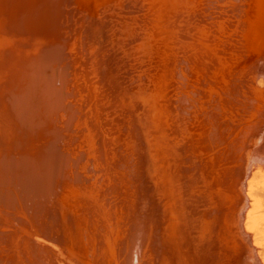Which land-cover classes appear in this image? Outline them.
<instances>
[{"label": "bare ground", "instance_id": "bare-ground-1", "mask_svg": "<svg viewBox=\"0 0 264 264\" xmlns=\"http://www.w3.org/2000/svg\"><path fill=\"white\" fill-rule=\"evenodd\" d=\"M57 1L60 0H0V218L5 219L4 224L8 227L6 232L0 226V264H68V262L77 264L76 254H72L70 250L77 249L85 254L87 243L97 234L96 231H90V227L89 231L82 228V224L86 222L92 225L95 220L94 214L105 206L110 211L113 210L115 216L126 215L127 221L120 220L122 227L119 233L112 229L107 235V241H105L106 237L103 239L108 253H105L102 258L101 256L97 258L99 264H119L115 255L113 257L109 255L112 251L109 247L113 244L118 245L123 252L132 249L133 264L141 262L143 264H264L263 121L261 123L259 119H256L258 121L253 120V123L249 119L248 121L253 123L252 126L248 124V121L244 122L245 125L243 122H238L244 127L235 124L238 116H234L235 121H233L228 114L231 112L230 108L228 107L226 114L222 111L221 101L217 100L219 93L226 89L224 85L220 88L222 91L219 89V93L215 91L210 93L213 95L212 100L215 106L201 97L204 94L193 91L196 93L193 97L192 90L187 91L186 87L183 89V85H188V77L192 79L191 75L198 70L197 78L203 85L198 84L201 87L197 85L198 89L195 87L194 90L205 92L204 86L208 82L204 81L207 75H204L206 70L203 68L210 63L206 62L207 59L203 61L204 57H201L202 53L198 54V50L192 58L191 56L188 59L182 58V63L180 59L175 65L178 70L174 69L175 73H173L177 83L174 92L169 93L168 97L159 92L155 76L161 66L165 67L168 64V53L173 52L175 47L169 44L166 46L164 43L165 46L160 45L162 44L160 42L165 39L158 42L160 38L155 34L158 25L154 26L153 30L151 27L149 31L144 29L145 17L147 18L151 13H144L146 12L144 4L152 2L151 0H144L143 5L130 4L127 8H124L118 0L116 8L123 6L120 11L125 15L115 12L117 18L108 20L109 27H105L102 23L103 20L107 23V17H103L102 20L97 19L96 24L100 27L99 34L93 37L87 35L89 40L87 42L84 40L83 48L80 44L81 53L84 55L83 65L80 67L81 71L76 70V66L74 67L69 59H67L68 62L66 61L67 45L64 37L59 35L65 19L71 17H68L71 10L66 8L65 3L63 10L58 13V10H54L58 4ZM78 1L82 2V0ZM202 1L201 7H198L197 0H167L169 5L161 3L160 6L167 13L168 8L172 12L175 10L178 13L181 11L188 13L185 6L191 3L190 5H194L197 22L203 23L202 25L204 22L217 25L214 28L218 37H221L219 34L226 35L225 29L229 30L232 27L230 34L229 31L227 34L230 35L229 40L234 38V45L243 48L245 57L243 65L246 63L251 68L250 65L253 64L252 68H254L256 63L258 68L254 69L260 68L259 71L263 72L264 0ZM91 3L93 5L94 1ZM80 5L84 4L80 3ZM80 8L79 6L78 9ZM78 9L75 12L73 10V13H76ZM134 12L136 16L133 15ZM214 12L219 13L216 16L222 17V20L215 17L212 23L211 18L214 17ZM188 14L189 18L190 13ZM75 15H78V12ZM133 20L138 25L131 26L129 22L133 23ZM223 23L231 25L230 28H225L226 24L223 26ZM68 24L72 25L70 21ZM176 29L177 32L178 28ZM68 31L70 33L71 28ZM200 32L202 33L201 30ZM64 36L69 40L67 35ZM71 37L73 39V36ZM222 37L224 41L225 38L223 35ZM117 42L124 49L129 48L130 54L137 56L125 67H115L113 56L110 58L112 63L107 61L110 54L115 55ZM152 42L156 44L149 47L147 53L144 50L138 51V48L143 49L144 45ZM188 49H186L187 53ZM161 61L165 62L164 66ZM219 61L218 64L221 65ZM243 65L241 63L240 67H244ZM121 69L124 71L119 72ZM248 69L242 70L247 72ZM74 70L77 71L76 78ZM237 71L240 72L239 68ZM246 72L242 71V75L239 76L247 78L248 76L244 77ZM251 73L255 75L254 72ZM221 74L218 77L224 75L222 72ZM258 74L260 72L256 75ZM228 76L227 72L225 77L228 78ZM93 77L96 78L92 80ZM259 77L257 83L253 77L257 86L249 87L250 90L252 89V93L248 94L250 102L252 97L256 98L253 99L256 101L258 94L261 95L260 97L263 95L261 90L264 92V74ZM209 79L211 82L212 78L209 77ZM232 79L236 80V77ZM212 80L214 81L215 78ZM226 80H229L231 87L240 85L239 82L234 84L235 80L233 82L229 78ZM239 80L244 83L243 79H237ZM72 81L80 84L78 90L75 89ZM225 82L223 83L226 84ZM229 83L227 87L230 86ZM243 88L244 93L247 88L245 86ZM238 90L232 95H236ZM231 91L234 90L223 93L231 96L227 95L231 94ZM241 94L238 96L242 98ZM188 95L192 96L191 101ZM102 96L113 102L108 100L111 106L115 105L112 118H108V114L101 111V108H104V101L100 103ZM222 98L224 97H221V100ZM241 98L240 100L243 101ZM231 99L227 102L232 103ZM262 105L264 103L260 106ZM128 106H135V109L130 110ZM251 106L247 104L246 107L250 109L253 107ZM249 109L247 108V111ZM259 112L257 113L261 117V113L264 112L262 110ZM222 113L227 116L223 118ZM94 115L102 117L100 122L97 121L96 127L89 121V119L92 121ZM163 116H166V120ZM221 122H224L222 125H226L222 126V129L230 126L233 128V133L241 132L242 139L241 134L238 137L240 145H237L239 141L236 137L232 139L229 137L231 130L227 136L222 134L227 130L219 128ZM168 127L178 130H172L171 133L173 136L176 134L177 140L172 141L171 137L165 134L164 129H169ZM80 134L84 138L85 135L87 136V148L84 147V150L73 153L70 146L77 142ZM150 134L158 137L168 136L166 139H169V142L166 141L165 146L158 151L159 160L156 164L147 167V165L144 166L147 160L145 154L152 153L151 147L154 145ZM209 138L212 139L211 143ZM234 141L238 142L237 146H234ZM203 142L210 145L206 149L208 155H203L204 158L201 160L194 159L191 156L192 149L199 144V149L205 150L206 145ZM227 149H231L230 152L223 153ZM221 159H224L223 163L228 164L227 167H223V171L217 166L218 163H222ZM190 160H194V164L183 166V163ZM82 162L84 164H80ZM91 174L96 176L92 182L93 190L88 191L86 198L82 199V192L90 187V179L93 178ZM190 175L192 179L186 181ZM98 180L107 182L101 183L107 188V190L104 189V194L95 190ZM112 180H116L113 185H111ZM193 183L199 185V192L195 193L197 195L192 194L188 200L184 199L185 186ZM72 194L76 195L80 201H85L82 205L84 210L90 204L89 207L93 210L92 215L87 216V212L90 211L83 212V215L74 214L65 208L62 201L58 202L60 199L66 200ZM50 203L53 204L51 206L59 204L66 218L64 231L55 239L47 236L42 229L41 218L49 209L47 206ZM141 219L144 220L140 224ZM0 223L3 224V221ZM12 223L18 227H12ZM124 226L127 227L125 228L129 234L126 233V235H130L129 239L124 235L120 236ZM98 234L101 237V232ZM143 242L146 248L144 253H141L140 247Z\"/></svg>", "mask_w": 264, "mask_h": 264}, {"label": "rangeland", "instance_id": "rangeland-1", "mask_svg": "<svg viewBox=\"0 0 264 264\" xmlns=\"http://www.w3.org/2000/svg\"><path fill=\"white\" fill-rule=\"evenodd\" d=\"M69 1V2H68ZM70 1H71V3H70ZM77 1V2H76ZM76 1H72V0H60V1H57V7L55 6V8H54V10H58V13L61 11V10H63V8L65 7V5L67 4V7L66 8H68V10L70 11V13H69V15H68V17H70V18H67V19H65V26L63 25L62 27H61V31H59V32H61V33H59V35H61V37L64 39V42H65V44L67 45V48H66V52H68V53H66V55L68 54L69 55V57H68V55L66 56V61H67V59H69V61L73 64V66L75 67L76 66V70H78V71H81L82 69H80V67L83 65L82 64V62H83V56L84 55H82V51L80 50V48H81V46H82V48L84 47V44H83V42H84V40H86V42H87V40H89V38H88V36L87 35H90V36H94V35H98L99 34V31L98 30H100V27H98L99 25L98 24H96L97 23V19L98 20H102V19H104V18H106L107 17V23L103 20V25H105V27H109L110 25H109V23H108V20L110 19V18H112V19H115V18H117V14H118V12L120 13L121 11H120V9L124 6V8L126 7H128L130 4H133V5H135V4H137V5H143V1L144 0H119L122 4H123V6H121L120 8H116V6H118L117 4H118V0H82V2H80V1H78V0H76ZM94 1V3H93V5H92V3L91 2H93ZM97 1V2H96ZM148 1V0H147ZM150 1V0H149ZM152 2H145V4L147 5H145L144 4V7H146L145 8V10H146V12H144L145 14H149L150 12V16H151V14H157V15H152L151 17L150 16H148L147 18L145 17V23L146 24H144V29L145 30H148V29H150V27H151V30H153L154 29V26H156V25H158L157 26V28H156V37H158V38H160V40L158 39V42L159 41H161V39H162V41L163 42H160V43H162V44H160V45H166V44H169L171 47H175V49H174V51L173 52H169L168 53V64H167V62H166V59H165V62H166V64L167 65H165L164 63L165 62H162V65L164 64L165 65V67H162L161 66V69H160V71H158V73L156 74V76H155V79H156V86L158 87V89H159V92H161L162 93V95H164V96H167L168 97V94L169 93H172V92H174V90H175V87L177 86V83H176V80H175V78L173 77V73H175V71H174V69L175 70H178V67H177V69L175 68V65L177 64V63H179L178 61H180V59H181V61H180V63H182V58H185L186 57V59H188V58H190V56H191V58H192V55L198 50V54H199V52L200 53H202L201 54V57H204L203 58V61H206V59L208 60V61H206V62H208V63H210V65L209 66H204V68L203 69H205L206 71H204V75L206 76V77H204V81L207 83V85L205 84V82H204V85H206V86H204V93H201L200 91H198L197 89H198V84H200V82L198 81V70H196L195 71V74H192L191 76V78L193 79L194 77L196 78V79H190L189 77H188V85L187 86H190L191 85V87H187L186 85L184 86L183 85V89L185 88V89H187V91H190V90H192V96L193 97H195L196 96V93H194L195 91L196 92H198V93H200L201 95L202 94H204V95H206V96H201L202 98H204L205 100H208L209 101V103H211L213 106H215V102H214V100H212V98H213V95H211L210 93L212 92V91H215V93H219L220 91H219V89L220 88H222L221 86H223L224 85V88H226L225 90H223V92H230V90H234V91H231L232 93L230 94V93H228L227 95H231V96H226V93L224 94L223 92L221 93H219V98L217 99V100H219V102L221 101V108H222V111L223 112H225L226 114H227V112H228V110H229V108H230V110L229 111H231V112H228V114H229V116H231V118L233 119V117L234 116H238L237 117V119H236V121L233 119V121H235V124H238V122L239 123H242L243 122V125H245L244 124V122H246V121H248L249 119L251 120L250 122H253V120H255L254 122H256V121H258V120H256V119H259L260 120V122L262 123V121H263V125H264V113H261L262 115H263V117H262V115H261V117H259V115H258V113H260L259 112V110H262L263 112H264V105H262V106H260L262 103H264V102H261L260 100H263L264 101V92L261 90V94H263L262 95V97H260L261 95L260 94H258L257 95V100L255 101V100H253V99H256V98H253L252 96H250V97H252V102H250L251 100H249L250 98H249V93H252L251 92V90L249 89V87H251L252 88V86H257L256 85V83H257V79H259L260 77L259 76H261L262 77V74H264V71L262 72V71H259V70H261L260 68L257 70V69H254L255 67H256V63H255V65H254V68H252L253 67V64L252 65H250V67L251 68H249L247 65L248 64H246V63H244V65H243V62H245V61H243V60H245V57H244V50H243V48H241L240 46H238V45H234V38H231L232 39V42H231V39L229 40V38H230V35H228L227 33H228V31H229V34H230V29H232V27L230 28V26H229V24H222L225 28H230L229 30H227V29H225L226 30V35H224V34H219V36L221 35V37H218V33H216V31H215V28L217 27V25H215L213 22H214V19H215V17L217 18V16H218V14H215V12H214V17L213 18H211L212 19V23L214 24H206V22H204V25H202L203 23H199V22H197V17H195V9H194V5H190V4H187L186 6H185V8H187V11H188V13H190V17L188 18V16H189V14L188 13H184V12H176L175 10H173V12L168 8V13H167V11L165 12L163 9H161L162 8V6H160V4L161 3H167L168 4V2H167V0H151ZM77 3V4H73L72 5V3ZM81 4H84V5H80V3ZM202 0H197V4H198V7H201L202 6ZM60 3V4H59ZM66 3V4H65ZM116 3V4H115ZM182 3V2H181ZM62 4V5H61ZM68 4H69V6H68ZM151 4H153V5H151ZM156 6H155V5ZM61 5V6H60ZM64 5V6H63ZM114 5V6H113ZM149 5V6H148ZM169 5V4H168ZM79 6L81 7L80 9H78L79 8ZM83 6V7H82ZM84 6H86V7H84ZM94 6V7H93ZM100 10V8H101V10L100 11H98V9H96V7ZM101 6V7H100ZM109 6V7H108ZM152 6V7H151ZM100 7V8H99ZM114 7V8H113ZM153 7L155 8V9H153ZM157 7H159V8H157ZM56 8H58V9H56ZM89 8V9H88ZM104 8V9H103ZM151 8H152V11H151ZM157 8V9H156ZM180 8V7H179ZM76 9H78L77 10V12H78V15H75V14H77V12L76 13H73V10H74V12H75V10ZM86 9H87V11H86ZM159 9V10H158ZM79 10H82L83 12H85V13H83L82 11H79ZM97 10V11H96ZM117 10V11H116ZM216 10V9H215ZM156 11H157V13H156ZM160 11H161V13H160ZM163 11H164V13H163ZM213 11H214V8H213ZM217 11H219L220 12V10H218V8H217ZM86 12H87V14H86ZM99 12V13H98ZM115 12H117V14L115 13ZM152 12H154V13H152ZM72 13L75 15V17H74V15L72 16ZM122 13V12H121ZM83 14V16H81V15ZM86 14V15H85ZM91 14V15H90ZM99 14V15H98ZM122 14H124V13H122ZM184 14V15H183ZM203 14V13H202ZM80 15V16H79ZM95 15H97V16H95ZM101 15V16H100ZM113 15V16H112ZM125 15V14H124ZM134 16H136L137 14H136V12H134V14H133ZM212 15H213V12H212ZM217 15V16H216ZM79 16V17H78ZM85 16H87V17H85ZM93 16V17H92ZM154 16V17H153ZM162 16V17H161ZM178 18H177V17ZM187 16V17H186ZM73 17H74V19H73ZM81 18L80 20L78 19V18ZM85 17V18H84ZM92 19H90V18ZM104 17V18H103ZM176 17V18H175ZM186 17V18H185ZM192 17V18H191ZM82 18H84V20H82ZM87 18V19H86ZM93 18H95V19H93ZM182 20H180V19ZM184 18V19H183ZM195 18V19H194ZM218 18H220V17H218ZM217 18V19H218ZM225 18V17H224ZM226 18H228V17H226ZM69 19V20H68ZM75 20V22H73V20ZM80 22H78L77 20ZM151 19H153V20H151ZM177 19H178V22H177ZM185 19H187V20H185ZM195 21H194V20ZM210 19V20H211ZM221 20H222V17L220 18ZM87 20H89V21H87ZM106 20V19H105ZM111 20V19H110ZM156 20V21H155ZM159 20H160V24H159ZM69 21H70V23L72 24V25H69L68 23H69ZM72 21V22H71ZM77 21V22H76ZM87 21V22H86ZM127 21H130V20H128L127 19ZM151 21V22H150ZM154 22V24H153V22ZM164 21V22H163ZM179 21H180V23H179ZM186 21V22H185ZM190 21V22H189ZM218 21V20H217ZM220 21V20H219ZM227 21V20H226ZM157 22V23H156ZM167 24H166V23ZM175 22H177V23H175ZM197 22V23H196ZM86 23H87V25H86ZM140 24H143L142 22H139ZM162 23V24H161ZM164 23H165V26H164ZM172 23H174V24H176V25H174V24H172ZM183 25H182V24ZM190 23H191V25H190ZM68 24V25H67ZM74 24H77V25H74ZM79 24V25H78ZM90 24V25H89ZM106 24H108V25H106ZM129 24H131V26H135V25H138V23L137 22H135V20H133V23H130L129 22ZM153 24V27L151 26ZM179 24V25H178ZM83 25H84V27H83ZM162 27H161V26ZM167 25V26H166ZM197 25V26H196ZM228 25V26H227ZM67 26V27H66ZM72 26V27H71ZM80 27V29H79V27ZM93 26V27H92ZM160 26V27H159ZM173 26V27H172ZM179 26H180V28H179ZM186 28H185V27ZM203 26H205L204 28H203ZM207 26V27H206ZM216 26V27H215ZM66 29H65V28ZM68 27H69V29L71 28V32L69 33V29H68ZM74 27V28H73ZM97 27L99 28V29H97ZM170 27V28H169ZM174 27H176V28H178V31L176 32V30L174 29ZM192 27V28H191ZM199 27V28H198ZM201 27V28H200ZM211 27V28H210ZM215 27V28H214ZM159 28V29H158ZM172 28V29H171ZM188 28H189V30H188ZM200 29L201 31H202V33L200 32V30H197V29ZM213 28H214V30H213ZM76 29V30H75ZM190 29H193V30H190ZM65 30V31H64ZM158 30V31H157ZM189 32H188V31ZM204 30V31H203ZM65 33H64V32ZM143 31V30H142ZM149 31V30H148ZM172 31H174V33H172ZM196 33H195V32ZM199 31V32H198ZM76 32V33H75ZM88 32V33H87ZM153 32V31H152ZM210 32V33H209ZM213 32V33H212ZM214 32H215V34H214ZM63 33H64V35H67L68 37V39L70 40V42H69V40H67V39H65V36L63 35ZM84 33H85V35H84ZM159 33H160V37H159ZM185 33V34H184ZM206 33V34H205ZM209 33V34H208ZM158 34V35H157ZM178 34V35H177ZM193 34V35H192ZM205 34V35H204ZM208 34V35H207ZM70 35V36H69ZM81 35V36H80ZM85 37H84V36ZM170 35V36H169ZM211 35V36H210ZM216 35V36H215ZM222 35L224 36V38L225 39H227V40H225L224 39V41H223V37H222ZM227 35H228V37H227ZM71 36H73V39H72V37ZM202 36V37H201ZM205 36V37H204ZM226 36V37H225ZM80 37V38H79ZM99 37H100V35H99ZM147 37V36H146ZM212 37V38H211ZM84 38V39H83ZM182 38V40H180ZM197 38V39H196ZM205 38V39H204ZM208 38V39H207ZM211 38V39H210ZM220 39V40H219ZM74 40V41H73ZM197 40V41H196ZM198 40L202 43V45L200 46V42H198ZM225 41H226V43H228V44H226L225 43ZM228 41V42H227ZM0 42H1V39H0ZM68 42V43H67ZM197 42V43H196ZM205 42V43H204ZM218 42V43H217ZM222 42H224L223 44H222ZM164 43V44H163ZM170 43H172V45L170 44ZM195 43V44H194ZM198 43H200L199 45H198ZM206 43H207V45H208V47H207V45H206ZM80 44H81V46H80ZM83 44V45H82ZM156 43L155 42H152V43H150V44H146V45H144L143 46V49L140 47V48H138V51L140 52V51H142V50H144L146 53H147V49L149 48V47H151V46H154ZM187 44V45H186ZM225 44V45H224ZM75 45V46H74ZM164 45V46H165ZM182 45V46H181ZM184 45V46H183ZM196 45H198V46H196ZM204 45V46H203ZM218 45V46H217ZM223 45H224V48H223ZM227 45V46H226ZM229 45V46H228ZM234 45V46H233ZM166 46H168V45H166ZM190 46H192V47H190ZM212 46H213V49H212ZM238 46V47H237ZM205 47H207V48H205ZM220 47V49H218ZM230 48V50H229V48ZM234 47V48H233ZM177 48H178V50H177ZM189 48V49H188ZM208 48H210V49H208ZM224 50H223V49ZM227 48H228V50H227ZM68 49V50H67ZM72 49V50H71ZM77 49V50H76ZM186 49H188V53L186 52ZM212 49V50H211ZM233 49V50H232ZM222 50V51H221ZM227 50V51H226ZM232 50V51H231ZM243 50V51H242ZM72 51V52H71ZM115 51H116V53H115V55H111L110 54V57L109 58H107V61L109 60L111 63H112V60L110 59L111 58V56H113V64H114V66L115 67H125L126 66V64H130L132 61H134V59L137 57L136 55H134V54H130L129 53V48L128 49H124L123 48V46L120 44V43H116V48H115ZM211 51H213V52H211ZM216 51V52H215ZM234 51V52H233ZM184 52H186V53H184ZM219 52H220V54H219ZM223 52H225V53H223ZM231 54V55H233V56H228L229 54ZM239 52V53H238ZM109 53H111V52H109ZM183 53V54H182ZM206 53V54H205ZM210 53V54H209ZM223 53V54H222ZM236 53V54H235ZM76 54V55H75ZM215 54H217V55H215ZM238 54V55H237ZM183 55H184V57H183ZM223 55H227V56H223ZM237 55V56H236ZM240 55V56H239ZM241 55H243L242 57H241ZM214 56V58H212ZM234 56H236L235 58H233ZM200 57V56H199ZM242 59V61H241V59ZM225 59V60H224ZM218 60H220L219 62H221L220 64L221 65H219L218 64ZM227 60V61H226ZM234 60V61H233ZM241 62H240V61ZM230 61V62H229ZM68 62V61H67ZM223 63V64H222ZM225 63H226V65H225ZM230 63V64H229ZM241 65V63H242V65L244 66V67H240V65ZM76 64V65H75ZM78 64V65H77ZM234 64L236 65V66H238L237 68H236V66H234ZM238 64V65H237ZM163 65V66H164ZM246 65V66H245ZM183 66H185V65H183ZM233 66L236 68H233ZM208 67V68H207ZM215 67H216V69H215ZM85 68V67H84ZM89 68V67H88ZM232 68H233V70H232ZM238 68H239V71L240 72H238L237 70H238ZM241 68V69H240ZM244 68H246V69H248V71L246 72L245 70H242V69H244ZM256 68H258V67H256ZM125 69V68H124ZM124 69L122 70H120L119 72H123L124 71ZM250 69H252V70H250ZM76 70H74V72H76V73H74V77H75V75L77 74V71ZM208 70V71H207ZM236 70V71H235ZM249 70L251 71V72H254L255 73V75H253V73H251V72H249ZM73 71V70H72ZM215 71V72H214ZM217 71V72H216ZM242 71L245 73L246 72V74L248 73L249 75H246V74H244L243 76L244 77H246V76H248L247 78H242V76H239V75H242L241 73H242ZM257 71V72H256ZM221 72L224 74L222 77H218V76H221L222 74H221ZM227 72H228V78L230 79V81H232L233 82V80H235V79H232V77L234 78V77H236V80H235V82H234V84L235 83H238V84H240L239 86L238 85H236V86H233L232 85V87H231V84L226 80V79H228L227 77H225L226 75H227ZM230 72H233V73H230ZM260 72V74H258V75H256L257 73H259ZM218 73H220V74H218ZM200 74H202V73H200ZM232 74V75H231ZM238 74V75H237ZM251 74V75H250ZM89 75H91V73H89ZM231 75V76H230ZM194 76V77H193ZM257 78H256V77ZM212 78V79H214L215 78V80L213 81L212 79H211V82H210V79L208 80V78ZM218 77V78H217ZM231 77V78H230ZM243 79L242 81L244 82V83H242V82H240L241 80H239V81H237V79ZM249 77H251V78H249ZM256 79V83L253 81V79L254 78ZM76 78V77H75ZM94 78H96V77H93L92 78V80H94ZM219 78H221V80L219 79ZM96 80V79H95ZM223 80V81H222ZM78 81H79V79H78ZM227 83H226V82ZM73 82V81H72ZM96 82V81H95ZM213 82H214V84H213ZM223 82H225L226 84H224ZM231 82V83H232ZM251 82H252V84H251ZM254 82V83H253ZM186 83V84H187ZM216 83V84H215ZM229 83V87H227L228 84ZM242 83V84H241ZM73 84H74V86H75V89H77L78 87H79V85L80 84H78L77 83V81L76 82H73ZM190 84V85H189ZM202 84V83H201ZM200 84V85H201ZM176 85V86H175ZM194 85H196V86H194ZM198 85V86H197ZM203 85V84H202ZM215 85V86H214ZM225 85H226V87H225ZM247 88V90L248 91H250V92H248L246 89H245V91H244V93L242 92L243 90H244V86ZM171 86H173V87H171ZM243 86V87H242ZM167 87H168V89H167ZM182 87V86H181ZM195 87H197V89L196 90H194V88ZM199 87H201V86H199ZM207 87V88H206ZM213 87H214V90H213ZM215 87H218V88H215ZM236 87V88H235ZM238 87H240V88H238ZM241 87H242V91H240L241 90ZM188 88H190V89H188ZM235 88V89H234ZM74 89V90H75ZM228 89V90H227ZM239 89V90H238ZM78 90V89H77ZM173 90V91H172ZM221 91H222V89H220ZM227 90V91H226ZM236 90H238L237 91V94L238 95H240L241 93H243V94H241V95H243L242 96V98H241V96H238L237 94V96L236 95H232V94H235L234 92H236ZM76 91V90H75ZM194 91V92H193ZM206 92H208V93H206ZM247 92V93H246ZM188 94H190L189 92H187ZM246 93V94H245ZM249 94V95H248ZM191 95H188V97L190 96V98H189V100L191 101V99H192V96ZM245 95V96H244ZM226 96V97H225ZM258 96H259V98H258ZM205 97H207V98H205ZM221 97H224V98H226L225 100H224V98H222L223 100H224V102L226 101H228V99H231V97H232V99H231V101L233 100V102L231 103L230 102V100H229V102L230 103H224L223 102V100H221ZM229 97V98H228ZM236 97H240L243 101H241L240 100V98H236ZM256 97V96H255ZM234 98H235V100H234ZM244 98H246V100H248V101H246V100H244ZM262 98V99H261ZM100 100H101V102L100 103H103V101H104V103H103V105H104V108L102 107L101 108V111L104 113V114H108L107 116H108V118H112L113 117V109H115V105H110L111 103L110 102H112V101H110L109 99H106V97H100ZM108 100L110 101V102H108ZM254 101V102H253ZM258 101H260L259 103H258ZM243 102V103H242ZM248 104V106L250 107L253 103H254V105H252L251 107L252 108H250L249 109V107H246L247 106V104ZM250 102V103H249ZM255 102H257V103H255ZM99 103V102H98ZM113 103V102H112ZM224 103V104H223ZM235 103H236V105H235ZM239 103H241V105L239 104ZM222 104H223V106H222ZM229 106H228V105ZM250 104V105H249ZM257 104V105H256ZM226 105V107H224ZM231 105V106H230ZM239 105V106H238ZM242 105H245V107L243 106L242 107ZM105 106H107V107H105ZM237 108H236V107ZM241 106V107H240ZM255 106V107H254ZM258 106V107H257ZM135 106H128V109H135L134 108ZM229 107V108H228ZM107 108V109H106ZM224 108V109H223ZM226 108V109H225ZM242 108H243V110L245 111L246 110V112H244L243 110H242ZM247 108L249 109L248 111H247ZM255 108V109H254ZM256 108H258V109H256ZM228 109V110H227ZM252 109H254V111H252ZM235 110V111H234ZM237 111H239V112H237ZM258 113H257V112ZM234 112V113H233ZM248 112H250V113H248ZM231 113H233V114H231ZM238 115H237V114ZM244 113H246V115L244 114ZM218 114H221L220 112H218ZM226 114H224L223 115V113H222V116H223V118H224V116H227ZM250 114V115H249ZM247 115H249V117L247 116ZM228 116V117H229ZM251 116V117H250ZM257 116V117H256ZM97 117V118H96ZM247 117H248V119H247ZM93 119H92V121L89 119V121H90V124H92V126H93V124H94V127H96V124H97V121H101V118L102 117H99L98 115H94L93 117H92ZM163 118H164V120H166V116H163ZM222 118V119H223ZM226 118V117H225ZM245 119H247V120H245ZM105 120V119H104ZM240 120H242L241 122H240ZM96 121V122H95ZM249 121H248V124L249 125H253V123H250ZM150 123H151V121H150ZM174 123V122H173ZM222 123L224 124V122H221V125L219 124V128H221L222 129V126H226V125H222ZM247 124V125H248ZM210 125H211V123H210ZM209 125V126H210ZM242 124H238V126H243ZM262 125V126H263ZM108 126L109 127H111V125L110 124H108ZM77 127V125L75 126V128ZM244 127V126H243ZM264 127V126H263ZM169 128V127H168ZM227 130L226 132H222V134L223 135H225V136H227V133H229V131L231 130H233V128H230V126L228 127H223V129L222 130ZM172 130H177V129H175L174 127L171 129V127L169 128V129H164V132H165V134H168L170 137H171V140L172 141H174V140H177L176 139V134H175V136H173L171 133L173 132ZM221 130V131H222ZM236 130H237V128H236ZM178 131V130H177ZM211 132H212V129H211ZM233 131L231 132V133H229V137L232 139L233 137H236L237 138V141H239L240 140V138H239V140H238V137H240L239 136V134H241V132L240 133H237V131H235L233 134ZM151 135V139H153L154 141L152 142V143H154V145L151 147V150L153 151L152 153H148V154H145V156H146V158H147V160H146V163H145V165L144 166H146L147 165V167L148 166H150V165H154V164H156V162L159 160V157H157V155H158V151L162 148V147H164L165 146V144H166V141H168L169 142V139H166V138H168V136H166V137H162V136H160V137H158V136H154V135H152V134H150ZM232 135V136H231ZM238 135V136H237ZM165 136V135H164ZM207 139H208V134H207ZM241 139H242V134H241ZM87 140H88V138H87V136L85 135V138H84V136L83 135H79V138H78V140H77V142L74 144V145H71L70 146V149L73 151V153H78L81 149H85L84 147H86L87 148ZM122 140H123V138H122ZM121 140V141H122ZM209 141H210V143H211V141H212V139H210L209 138ZM89 143H90V141H89ZM123 143V142H122ZM234 143H235V145L234 146H237V145H240V141H239V143L238 142H236V141H234ZM233 143V144H234ZM236 143H238L237 145H236ZM203 144L204 145H206L205 144V142H203ZM120 145H122V144H120ZM199 144L197 145V147L196 148H193L192 150H193V152L191 153V156L192 157H194V159H197V158H199V160H201L202 158H204V156L203 155H208L207 154V151H206V149L210 146V145H206V148H205V150H203L202 148L201 149H199ZM212 146V145H211ZM222 145H221V149H222ZM197 148H198V151H197ZM118 150V149H117ZM122 150H124V149H122ZM230 150L231 149H227V150H224L223 151V153L224 152H230ZM119 151V150H118ZM113 152H115L114 150H113ZM228 152V153H229ZM125 153V152H124ZM150 155H152V157H150ZM202 156V157H201ZM222 157H224V155H222ZM158 158V159H157ZM222 160V163L220 162V163H218L217 164V166H218V169L219 170H224V166H228V164L227 163H223L224 162V159H221ZM194 160H190L189 162H187V163H183V166H186V165H189V166H191V164H194ZM182 163V162H181ZM80 164H84V162H82V163H80ZM112 164V163H111ZM223 165V166H222ZM226 166V167H227ZM226 173H227V171H226ZM192 174H196V173H192ZM92 176H93V178H91L90 179V184H89V188L87 187V189L85 190V191H83L82 193H83V196L82 195H80V196H82V199L83 198H86V193L88 192V191H90V190H93L92 189V186H93V184H92V182H94V178L96 177V176H94L93 174H91ZM193 178L195 179V176H193ZM192 179V176L190 175V176H188L187 178H186V181H189V180H191ZM113 182L111 183V185H113L114 183H116V180H112ZM102 182H105V183H107L106 181H103V180H101V181H99L98 180V183L96 184V191L98 192V193H100V194H104L105 193V191H104V189L105 190H107V188L106 187H103V185L101 184ZM105 185V184H104ZM109 186V185H108ZM109 187H111V186H109ZM72 188H74V187H72ZM199 185L198 184H187L186 186H185V188H184V191H185V196H184V199H189L190 197H191V195L193 194V195H197V194H195V193H198L199 192ZM103 191V192H102ZM75 194V193H74ZM106 195V194H105ZM103 196V195H102ZM79 198H77L76 197V195H71V196H69V197H67L66 198V200H59L58 202H60V201H62V203H63V205L65 206V208H68L71 212H73L74 214L75 213H77V214H82L83 215V212H85V211H90V212H87V216H90V215H92V213H93V210L92 209H90V207H89V205H87L86 206V209L84 210L83 208H82V205L85 203V201H80V199L78 200ZM71 201H73V202H71ZM77 202V204H76V202ZM101 203V202H100ZM51 205H53L52 203H50L49 204V206H47L49 209H47L45 212H44V214H43V218H41L42 219V222H43V231H44V233H46V235L47 236H49L51 239H55V237H58V236H60L62 233V231H64L63 229H64V227H65V224H66V218H64V213H63V211L60 209V207H59V204H56L55 206H51ZM141 206V205H140ZM106 207V206H105ZM103 207L102 209H99V210H97V212H96V214H94V216H95V220H94V222H92V225H88V223H86V222H83V224H82V228H85L87 231H89V227H90V231H96V237L95 238H92L91 240H89V243H87V250H86V252H85V254H83V253H81L79 250H77V249H71L70 251H71V253L72 254H76V256H75V259H78V261L76 262L77 264H80V262H81V264H99L98 263V260H97V258L98 257H100V258H102V257H104L105 256V253H108V250H107V245H106V243L103 241V239H105V237H106V240L105 241H107V239H108V233L113 229V230H115V231H118V233H119V231H120V228L122 227L121 226V223H120V220H122V219H126L125 221H127V217H126V215H124L123 217L120 215V214H118V215H116L115 216V212H113V210H109V208L108 207ZM81 208V209H80ZM105 209V210H104ZM61 210V211H60ZM112 215H113V217H112ZM0 217H1V215H0ZM115 217V218H114ZM125 217V218H124ZM114 218V219H113ZM1 219H4V218H0V220ZM108 219V220H107ZM145 219V218H144ZM143 219V220H144ZM104 220H106V221H104ZM142 219H141V221H140V224L142 223V221H143ZM3 221V224L2 223H0V226L4 229V230H6V232H8L7 231V226H5V224L4 223H6V221H5V219L4 220H2ZM2 221H0V222H2ZM116 221V222H115ZM104 222V223H103ZM105 222H108V223H106L105 224ZM4 226H2V225ZM15 223H12L11 224V226L12 227H18V225H14ZM104 224L106 225V229H105V226H104ZM14 225V226H13ZM99 226V227H98ZM100 226H101V228H100ZM126 226H124L123 227V231H122V229H121V232L122 233H120L121 235L120 236H126L127 238H128V236H129V238H130V235H126V233L127 234H129L127 231V227L125 228ZM139 227V226H138ZM53 228V229H52ZM55 228V229H54ZM94 228V229H93ZM140 228V227H139ZM9 229H11V228H9ZM124 229H126V230H124ZM133 229H135V228H133ZM99 230H101V231H99ZM55 231V232H54ZM101 232V237H100V234H98V233H100ZM103 232V233H102ZM99 235V236H98ZM100 237V238H99ZM119 237V236H118ZM128 238V239H129ZM144 242H146V240L144 241ZM144 242H143V244H142V246L140 247L141 248V253H144V251H145V245H144ZM102 243H103V245H102ZM112 243V242H111ZM109 249L111 250L112 249V251H110L111 252V254H109V255H111V257H113V255H115V259H116V261L117 262H119V264H133L132 262H133V260H132V256H133V250L132 249H129V250H125V252H123V250H121L120 249V247L118 246V245H116V244H113V246L111 247H109ZM143 250V251H142ZM120 251H121V254H120ZM129 257V258H127V257ZM72 263H75V262H72ZM71 262H68V264H72ZM139 264H143V262H141V263H139Z\"/></svg>", "mask_w": 264, "mask_h": 264}]
</instances>
